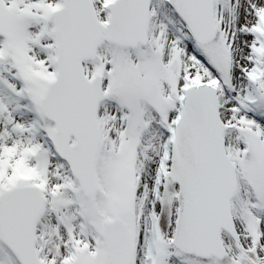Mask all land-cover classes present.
Wrapping results in <instances>:
<instances>
[{
  "label": "snow or ice",
  "instance_id": "snow-or-ice-1",
  "mask_svg": "<svg viewBox=\"0 0 264 264\" xmlns=\"http://www.w3.org/2000/svg\"><path fill=\"white\" fill-rule=\"evenodd\" d=\"M0 264H264V0H0Z\"/></svg>",
  "mask_w": 264,
  "mask_h": 264
}]
</instances>
